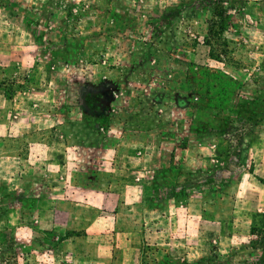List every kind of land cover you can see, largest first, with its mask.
Instances as JSON below:
<instances>
[{
	"label": "rangeland",
	"instance_id": "obj_1",
	"mask_svg": "<svg viewBox=\"0 0 264 264\" xmlns=\"http://www.w3.org/2000/svg\"><path fill=\"white\" fill-rule=\"evenodd\" d=\"M0 30V264H264V0H0Z\"/></svg>",
	"mask_w": 264,
	"mask_h": 264
},
{
	"label": "crops",
	"instance_id": "obj_2",
	"mask_svg": "<svg viewBox=\"0 0 264 264\" xmlns=\"http://www.w3.org/2000/svg\"><path fill=\"white\" fill-rule=\"evenodd\" d=\"M10 27H13L12 29H14L13 31H11V29H10V31H9V33H12V32H15V31H17V29L19 30V28H16L15 29V26H11L10 25ZM1 31V30H0ZM25 31V30H24ZM27 54H29V52L27 53ZM15 63H18V60L17 59H15ZM209 134H210V132H204V133H202V137H203V135L205 136V138L207 137V136H209ZM197 138V137H196ZM196 138H192L191 140H190V144L191 143H197L195 140H197ZM263 139H264V137H263ZM218 143V142H217ZM209 146V145H208ZM202 147V146H201ZM264 163V162H263ZM263 166H264V164H262Z\"/></svg>",
	"mask_w": 264,
	"mask_h": 264
},
{
	"label": "trees",
	"instance_id": "obj_3",
	"mask_svg": "<svg viewBox=\"0 0 264 264\" xmlns=\"http://www.w3.org/2000/svg\"><path fill=\"white\" fill-rule=\"evenodd\" d=\"M182 106H186L187 104L186 103H184V102H182V104H181Z\"/></svg>",
	"mask_w": 264,
	"mask_h": 264
}]
</instances>
